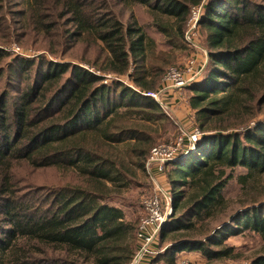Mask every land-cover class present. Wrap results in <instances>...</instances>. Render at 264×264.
Returning a JSON list of instances; mask_svg holds the SVG:
<instances>
[{"label":"trees","instance_id":"obj_1","mask_svg":"<svg viewBox=\"0 0 264 264\" xmlns=\"http://www.w3.org/2000/svg\"><path fill=\"white\" fill-rule=\"evenodd\" d=\"M192 7L207 62L181 94L168 89L161 101L173 108L187 89L188 130L200 134L165 164L173 208L157 253L143 260L178 264L177 254L198 252L203 264H264V245L244 263L226 242L244 230L264 240V193L230 212L223 194L237 167L242 193L264 175V0H0V45L50 55L9 59L0 48V264H130L139 220L126 217L124 193L174 122L141 91L154 89L174 49L193 43ZM157 36L169 52L157 50ZM56 57L114 77L103 82ZM19 168H52L60 180L30 186L17 180Z\"/></svg>","mask_w":264,"mask_h":264},{"label":"rangeland","instance_id":"obj_2","mask_svg":"<svg viewBox=\"0 0 264 264\" xmlns=\"http://www.w3.org/2000/svg\"><path fill=\"white\" fill-rule=\"evenodd\" d=\"M193 8H199V7L191 8L190 17L187 22V30H186L188 32L190 31V29H192L193 43L187 44L185 48L174 49L173 61L164 67L163 72L165 71V73L164 74L162 73V75L158 77V82L154 87V89H146L141 91L142 93L145 94L151 91H157V89L160 86V83L164 81V77L167 71L169 70V68L171 67L183 69L185 65L188 63L194 64L196 69L205 66L207 62V50L204 48L201 42V38H203L202 37L203 35L200 31L199 26L197 25L198 19H196V21L194 22V19L192 18L191 12ZM118 9L121 10V7H119ZM122 12L124 16H126L127 13L125 11ZM135 15L140 19V21L143 24H146L147 13L145 12L144 9L137 8L135 6ZM157 37L159 40L158 42L159 47H157V50L169 52L171 49L163 45V43H161L163 42L162 36H157ZM24 39L28 40L30 38L26 36ZM16 47H18L19 49L17 50ZM0 48L9 54V59L11 57H18V58H24L35 61L36 58H41V56H44L45 58L48 59L50 58V55L44 49L35 48L32 45H28V44L24 45L17 41H10L9 43L0 45ZM7 59L8 58H6V61ZM55 59L59 61H69L75 64H79L80 66L87 68L88 70L92 71L95 74H100L105 79L103 80V82L109 83L110 82L109 80L114 77L111 72L108 71L100 72V70L94 69V67H90V65H88L87 63L83 61H79L74 57H64V58L56 57ZM118 79L121 80L122 83L126 85L129 86L133 85L126 75H122L121 78L119 77ZM2 82L3 79L0 78V89L2 88ZM189 93L190 92L187 91V89L183 90V94L181 95V98L177 100V105L173 106L172 108L173 110L170 112V115L172 117L171 120H173L175 123L171 122L170 124H166L167 125L166 133L155 144L168 143L173 141L180 132V129H183L185 131H190L188 129L193 124V120L195 118L194 119L192 118L193 115L189 111V106H188ZM180 110L182 112H180ZM244 172L245 170L243 168L237 167L234 171V177L228 182V184L223 190L224 197L228 201L226 212H230L231 209H235L236 207H238L239 201L243 199L245 196H248L249 198L250 195H258L260 193H264V175L262 176V178H260L257 181L255 186L250 188L249 191L242 193L241 186L238 183L236 177L238 174ZM16 177L18 181L27 180L29 181L27 185L30 186L33 185L35 187L53 186L56 183H58V181L60 180L59 174H57L56 171L52 168L37 169V170L31 168H19L17 170ZM154 178L156 179V182L160 186H162L166 190L168 188L170 190V185L167 181V176L165 172L163 174H156ZM155 192H156L155 184L153 183L151 178L145 173V171L143 173L138 170L136 180L134 181L133 184L129 186L127 190H125L124 193L126 204L125 206H123V208L125 210L126 217L131 220L137 219L138 222V220L143 215V205H142L143 199L145 197L154 194ZM226 242L234 247L233 251L240 255V259L244 263L248 262L249 259H251L264 245V240L262 238H260L256 234L248 232L247 230H244L243 232L235 236L228 237L226 239ZM191 253L192 252H181L177 254L178 264H199L197 263L198 259L194 258V257H200L199 254L197 253L198 256L194 255L192 257ZM35 255H41V254L37 253ZM203 260L205 262L204 258Z\"/></svg>","mask_w":264,"mask_h":264},{"label":"built area","instance_id":"obj_3","mask_svg":"<svg viewBox=\"0 0 264 264\" xmlns=\"http://www.w3.org/2000/svg\"><path fill=\"white\" fill-rule=\"evenodd\" d=\"M192 18L194 22L198 19L199 8L192 9ZM192 29L186 33V39L192 42ZM18 50L19 48L16 47ZM201 68L196 69L195 65L188 63L183 69L171 67L167 71L163 85L157 91L145 93L160 103L162 108L171 117L172 107L161 101V97L168 89H174L181 94L182 89L189 85L200 73ZM172 118V117H171ZM193 118V117H192ZM200 131L194 127L190 131L181 129L176 138L168 143H158L151 147L148 158L145 162V170L147 175L155 184L156 192L142 201L143 215L139 219L136 237L139 242V248L132 258L130 264H139L146 256L155 255L157 250L153 248V243L161 225L165 222L169 214L172 212L173 203L171 197L160 186L154 176L163 174L165 164L169 161L176 160L182 154V150L186 142L193 143L197 140Z\"/></svg>","mask_w":264,"mask_h":264},{"label":"crops","instance_id":"obj_4","mask_svg":"<svg viewBox=\"0 0 264 264\" xmlns=\"http://www.w3.org/2000/svg\"><path fill=\"white\" fill-rule=\"evenodd\" d=\"M177 112H179V111H177ZM180 112H182V111L180 110ZM192 253H193V254H192ZM192 253H191V256H192V257H193L194 255L198 256V255H197L198 252H192ZM198 254H199L200 257H194V258H195V259H198L197 263H199V264H200V263H203V262H204L203 257L201 256L200 253H198ZM140 264H149V262L143 260Z\"/></svg>","mask_w":264,"mask_h":264},{"label":"water","instance_id":"obj_5","mask_svg":"<svg viewBox=\"0 0 264 264\" xmlns=\"http://www.w3.org/2000/svg\"><path fill=\"white\" fill-rule=\"evenodd\" d=\"M190 149H193V146H191ZM183 155H185V152H183L182 154H180L179 157H182Z\"/></svg>","mask_w":264,"mask_h":264}]
</instances>
